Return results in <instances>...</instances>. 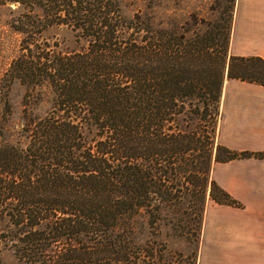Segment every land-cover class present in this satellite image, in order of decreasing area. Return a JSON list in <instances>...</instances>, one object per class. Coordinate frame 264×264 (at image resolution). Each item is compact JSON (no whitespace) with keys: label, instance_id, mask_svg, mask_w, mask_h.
I'll use <instances>...</instances> for the list:
<instances>
[{"label":"trees","instance_id":"obj_1","mask_svg":"<svg viewBox=\"0 0 264 264\" xmlns=\"http://www.w3.org/2000/svg\"><path fill=\"white\" fill-rule=\"evenodd\" d=\"M0 2L22 36L6 78L25 86L21 123L0 116V264L5 248L24 264H176L158 237L172 221L198 248L208 198L239 204L214 162L253 154L218 140L224 82L264 84L262 56L230 52L235 5L204 27L164 0L130 15L123 0Z\"/></svg>","mask_w":264,"mask_h":264},{"label":"crops","instance_id":"obj_2","mask_svg":"<svg viewBox=\"0 0 264 264\" xmlns=\"http://www.w3.org/2000/svg\"><path fill=\"white\" fill-rule=\"evenodd\" d=\"M230 52L264 58V0H236ZM218 140L249 156L215 161L212 177L239 204L208 198L199 264H264V84L237 77L222 87Z\"/></svg>","mask_w":264,"mask_h":264},{"label":"rangeland","instance_id":"obj_3","mask_svg":"<svg viewBox=\"0 0 264 264\" xmlns=\"http://www.w3.org/2000/svg\"><path fill=\"white\" fill-rule=\"evenodd\" d=\"M124 11L130 15L138 7L133 2L140 0H123ZM236 0H164L157 7L161 13H168L174 20L183 15L194 19L199 18L204 27L208 25L225 23L231 8L235 5ZM16 7V4H13ZM15 11L11 10L10 2H0V116L6 113V118L10 127L11 122L18 125L22 121L23 113V97L25 86L18 80L10 83L6 78V73L12 60L19 53L21 33L14 29L11 25V19ZM205 22V23H203ZM193 21L191 22V24ZM190 26V24H189ZM56 35L64 40L63 44L72 47L74 44V36L71 32L55 30ZM8 87V88H7ZM6 89V94L5 93ZM11 109V114H10ZM9 111V113H8ZM10 139V136H9ZM182 222V221H181ZM174 221L161 224L159 239L166 241L167 257L172 259L173 263H190L196 258V263L199 264L197 253V240L195 239L194 230L185 233L181 230L174 229L171 224ZM195 227V226H194ZM194 229V228H193ZM4 264H24L16 259L12 249L5 248L2 253Z\"/></svg>","mask_w":264,"mask_h":264}]
</instances>
